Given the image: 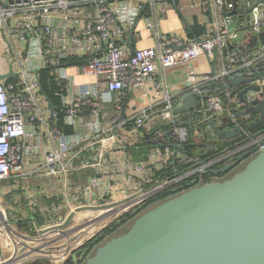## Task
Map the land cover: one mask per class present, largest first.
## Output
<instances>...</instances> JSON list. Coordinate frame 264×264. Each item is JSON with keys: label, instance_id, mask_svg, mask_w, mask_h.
<instances>
[{"label": "built area", "instance_id": "built-area-1", "mask_svg": "<svg viewBox=\"0 0 264 264\" xmlns=\"http://www.w3.org/2000/svg\"><path fill=\"white\" fill-rule=\"evenodd\" d=\"M170 12L181 17L185 35L162 30ZM139 22L154 44L131 49ZM194 24L200 32L189 36ZM200 57L206 71L194 67ZM184 66V85L174 94L165 72ZM42 69L57 105L40 85ZM10 72L0 80V264L63 262L79 253L85 232L99 223L133 218L151 199L157 204L222 180L264 145V123L255 130L250 125L259 114L247 112L264 101V0H0V74ZM235 76L250 82L231 85ZM186 95L196 101L194 139L206 141L193 155L179 149L188 130L177 121H187V114L174 112ZM221 118L225 128H239L222 147L211 129L199 132L200 124L212 119L218 125ZM142 145L150 147L135 158L132 150ZM243 154L228 172L211 173ZM171 161L176 164L169 167ZM167 169L172 174L165 176ZM36 182L38 190L27 188ZM16 193L25 214L13 227L8 198L16 208ZM41 196L62 201L64 212L46 219L36 202ZM99 206H107L101 215L118 213L79 224L71 218L62 227L78 209ZM34 214L44 220L19 227ZM90 250L82 251L85 258Z\"/></svg>", "mask_w": 264, "mask_h": 264}, {"label": "water", "instance_id": "water-1", "mask_svg": "<svg viewBox=\"0 0 264 264\" xmlns=\"http://www.w3.org/2000/svg\"><path fill=\"white\" fill-rule=\"evenodd\" d=\"M255 40V36L250 38L251 43ZM13 75L0 74V80ZM241 82L250 79L235 76L230 83L235 86ZM248 89L237 93L239 102H243ZM195 104V98L186 95L181 106L174 109L177 114H187V121H177L179 124L192 128L190 109ZM254 104L247 109L259 114L252 128L264 123V101L256 100ZM222 123L224 127L226 120ZM208 126L219 140L237 138L239 134L238 127L220 129L212 119L200 124L199 131ZM245 157L243 154L211 173L224 174ZM72 216L68 215L62 227ZM67 260H77L76 255ZM83 264H264V145L230 177L194 186L144 210L125 233L99 245Z\"/></svg>", "mask_w": 264, "mask_h": 264}, {"label": "trees", "instance_id": "trees-1", "mask_svg": "<svg viewBox=\"0 0 264 264\" xmlns=\"http://www.w3.org/2000/svg\"><path fill=\"white\" fill-rule=\"evenodd\" d=\"M178 19L182 22V25H183V21H182L181 17H178ZM187 31H188V35L189 36L198 35L199 32H200V28L196 24H194L193 26L189 27V29H187ZM75 63H78V62L77 61H72L69 64H75ZM39 74H40V85H41V87L43 88L45 93L48 95V97L50 98L52 103L54 105H57V103H58L57 98L53 97L52 94H51L52 91H53L54 85L47 82L48 70L42 69ZM239 120H240V122L242 124H244L243 117H240ZM59 125L63 126L61 122L59 123ZM256 129H259V127H256L255 130ZM187 130H188L187 131V139L184 142L181 143L179 149L182 152H184L185 154H187V155H193L195 153H198V152H201L202 150H204L205 146H206V141L203 140V139L200 140V141H196L194 139L193 129L192 128L190 129L187 126ZM65 131L69 132V128L65 127ZM214 144L217 145V146H221L222 147L223 146V141L219 140V141H216ZM148 145H142V148L139 150V152H137V151H135L133 149L132 150L133 155L135 157H137V158H140L142 156L141 152L147 150L150 147ZM172 164L174 165V164H176V162H172L171 161V162H169L168 166L170 167ZM171 174L172 173L169 172V169H167L166 172H165V176L171 175ZM165 198H167V197H165ZM155 204L156 203L153 202V199L149 200L148 203H147L149 208L154 206ZM130 218H132L130 214L122 215L121 217H119L118 221H115L111 225L106 226L105 228H103L101 230L103 232L100 235H94L92 237H89L82 245H80L79 249L76 250V253L78 251L90 250L95 244L97 245L100 242V240H102V238L106 237V235H103L104 233H106L107 235L109 233H112V230H115V228L117 226H119L120 224L125 223ZM33 219L35 221H37L38 223H41L43 221V218L40 215H35L34 214V215H29L28 217L19 220L18 221V225H19L20 228H23V229L27 230L29 228V225L31 224ZM81 263L82 262H81L80 259H77L75 261L65 260L63 262H57V263H51L49 260H46V259H38V260H33V261L25 263V264H81Z\"/></svg>", "mask_w": 264, "mask_h": 264}, {"label": "rangeland", "instance_id": "rangeland-1", "mask_svg": "<svg viewBox=\"0 0 264 264\" xmlns=\"http://www.w3.org/2000/svg\"><path fill=\"white\" fill-rule=\"evenodd\" d=\"M176 26H177V24H176ZM10 68L11 69H15V72H17V67H16V65L14 63L11 64ZM1 70H2V72H6L7 71V66L5 65V63H4L3 60L1 62ZM167 73H168V71H167ZM167 82H168V84L170 86L171 83H170V79H168V77H167ZM245 164H246V162L243 163L242 165L238 166V168H236L233 172H230L227 176L230 177L234 172H236L238 170H241L244 167ZM7 184H10V182L8 181ZM33 187L35 188V190H38L39 183L36 182L34 185H32V184H28L27 185V188L29 190H31ZM16 194L18 195L17 202L20 203V204H17V207L16 208H15V206L12 205L13 212L10 210V214H12V216L15 217L14 218V221L12 222V226L13 227H16V220L19 219V215L23 216L25 214L24 203L21 202L23 200V198L20 195V193H16ZM36 202H38L39 206L41 207V208H38V209H42L41 211H43V212L45 211L46 212V214H45V218L46 219L49 218V217H53L55 215V211H58V212L63 211L64 212V210H65L63 208L61 210V206L60 205L62 204V201L48 199L46 196H41L40 198H38L36 200ZM105 211H106L105 209H99V210L78 209L77 212L72 217V221H73V223H76V224H79V223H82V222H86V221H89L92 218L97 217L98 215H101ZM33 212H36V211H33ZM37 215H40V214H37ZM138 215H136V216H138ZM135 217H133V218L127 220L125 223L120 224L119 226H117L115 228V230H112V233H109L108 235L106 233H104L103 235H106V237L105 238H102V240H100V242L97 245H95L94 247H92V249L88 252L87 257H90L91 255H93V253L96 250V248L99 245H101L104 242H106L107 240H109L110 238L125 233L129 229V227L132 224V222L135 219ZM43 220H44V218H43ZM107 222H109V221H105V222L103 221V222L99 223L96 228L91 229L89 231L87 230L88 232L86 231L83 237L85 239L86 238L88 239L89 237H92L94 235H100L103 232L101 230L103 229V227L105 228V226L107 225L106 224ZM26 262H24L23 264H25ZM83 263H84V261L81 264H83Z\"/></svg>", "mask_w": 264, "mask_h": 264}, {"label": "crops", "instance_id": "crops-1", "mask_svg": "<svg viewBox=\"0 0 264 264\" xmlns=\"http://www.w3.org/2000/svg\"><path fill=\"white\" fill-rule=\"evenodd\" d=\"M193 12H194V9L191 10V14ZM176 24H177V26H176ZM160 26H161L162 30L166 31L167 33L168 32H174V33H177L179 35H185L186 34V30L183 28L182 22L178 19V16L173 12L168 13V18L166 20L162 21ZM153 44H154V41L150 37V33L147 30H145L143 23L139 22L135 26V30H134L133 36L131 38V43H130L131 47L130 48L136 49V48L151 46ZM194 67H196V69H198L200 71H206V66L204 65V58L200 57L199 59H197L194 63ZM167 71H168V73H167ZM167 71L165 73H166V78L168 77V79H170V83H171L170 84V91L174 94L178 93L181 90L182 86L184 85V79L186 76L187 67H185V66L184 67H176V68H173V69H170ZM76 80L78 82L86 81V79H82L81 77H77ZM247 112H249V111H247ZM224 120H226V119L221 118L219 121H217V123H219L218 126L220 127V129H222L221 126H222V124H223L222 122ZM199 132L201 133V135L203 134V132H208L207 133V135H208L210 132V128H205L204 131H199ZM199 132H197V133H199ZM194 133H196V131H194ZM197 136H200V135H197ZM135 158H137V157H135ZM8 201L11 203L10 205H13V203L10 201L9 198H8Z\"/></svg>", "mask_w": 264, "mask_h": 264}, {"label": "bare ground", "instance_id": "bare-ground-1", "mask_svg": "<svg viewBox=\"0 0 264 264\" xmlns=\"http://www.w3.org/2000/svg\"><path fill=\"white\" fill-rule=\"evenodd\" d=\"M120 208H126V207L120 206ZM115 210H117V208H113V210L111 212H109V214L107 213L105 215H101L99 218H97V220L98 221L103 220L107 215H115V214H117L118 212L117 213H113V211H115Z\"/></svg>", "mask_w": 264, "mask_h": 264}, {"label": "flooded vegetation", "instance_id": "flooded-vegetation-1", "mask_svg": "<svg viewBox=\"0 0 264 264\" xmlns=\"http://www.w3.org/2000/svg\"><path fill=\"white\" fill-rule=\"evenodd\" d=\"M79 253L76 254V259H80L81 262L83 261V259H85L86 254H82V251H78Z\"/></svg>", "mask_w": 264, "mask_h": 264}]
</instances>
